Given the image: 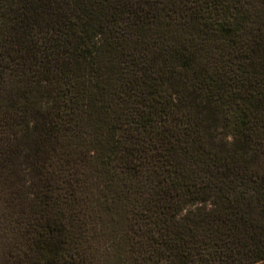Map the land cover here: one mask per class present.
<instances>
[{"label":"trees","instance_id":"16d2710c","mask_svg":"<svg viewBox=\"0 0 264 264\" xmlns=\"http://www.w3.org/2000/svg\"><path fill=\"white\" fill-rule=\"evenodd\" d=\"M60 1L52 4L49 0H28L17 8V17L29 33L37 32L34 45L39 50L58 45L49 36L61 28L58 23L71 34L72 105H77L80 112L84 109L80 118L89 131L79 142V157L93 170L88 182L99 196V207L98 170L104 174L102 219L99 224L72 233L59 227L21 235L0 233V264H264V158L253 150L249 131L252 113L264 108V89L255 97L253 92L259 84H248L247 101H252L246 104L235 92L213 100L211 93L204 94L205 70L199 66L209 54L175 45L170 54V77L150 88L151 93L159 90L162 94L157 112L142 117L140 125L154 127L155 122H162L152 133L168 156L177 152L185 157L194 154L206 164L217 166L216 158L221 154L227 157V165L212 185L191 184L188 175H180L172 185L182 190L174 193L162 209L118 210L108 203L110 185L123 148L121 125L134 117L113 113L110 107L115 96L112 80L118 68L127 69L130 59L114 51V32H123L128 19L145 21L151 15L129 4L71 0L72 7L66 8L65 0ZM200 1L204 11L199 8L195 15L201 17V34L210 37L215 51L233 45L236 32L249 15L230 10L220 0ZM172 7L164 12L168 18L174 14ZM232 61L259 76L264 86V50L251 48L234 55ZM48 76L43 75L41 81H48ZM232 85L221 81L216 88L231 89ZM122 90L120 93L126 97L130 90ZM61 106L42 91L37 95L36 107L17 122L25 133L51 132L45 126V110ZM42 147V141L36 143L30 155L44 154ZM207 147L215 154L209 156ZM153 149L159 159L161 151ZM25 158L17 183L25 165L36 189L40 172L29 165V153ZM142 166L143 162L138 161L130 168L136 173Z\"/></svg>","mask_w":264,"mask_h":264},{"label":"rangeland","instance_id":"374dc122","mask_svg":"<svg viewBox=\"0 0 264 264\" xmlns=\"http://www.w3.org/2000/svg\"><path fill=\"white\" fill-rule=\"evenodd\" d=\"M26 1L0 0L3 5L0 8V233L21 235L40 232L47 227L64 228L72 233L99 224L102 219L104 174L98 170L99 207V196L88 182L93 170L79 157V142L89 131L80 118L84 109L80 112L77 105H72L74 93L69 67L74 51L71 34L58 23L61 28L55 35L49 34L58 45L37 49L34 44L39 35L35 30L29 33L17 17V8ZM220 1L230 10L248 14L250 19L236 32L233 45L226 44L219 50L223 51L221 54L214 50L210 37L201 34V17L195 15L197 9H203L200 0H100L101 4H129L151 15L145 21L128 19L123 32H114L117 37L113 39L114 51L130 59L127 58V69L118 68L112 80L115 96L110 107L113 113H130L134 117L128 122L122 120L120 140L123 148L117 156L119 167L110 185L108 203L118 210L162 209L174 193L182 190L181 186L172 185L180 175H188L191 184L212 185L227 165V157L221 154L219 158L214 157L217 166L206 164L194 154L185 157L177 152L168 156L153 134L162 122H155L154 127L140 125L142 117L157 112L162 94L159 90L151 93L150 88L170 77V54L175 45L209 54L199 66L205 70L204 94L211 93V99L227 98L235 92L238 100L246 104L252 101H247L250 97L247 85L254 81L259 84L254 96L263 92L259 76L255 77L250 69L244 70L232 58L251 48L264 50V0ZM49 2L61 3L60 0ZM64 3L66 8L72 7L71 0ZM172 5L174 14L168 18L164 12ZM156 13L160 15L155 16ZM114 64L119 65L118 59ZM47 73L48 81L42 82V76ZM221 81L232 82L235 86L217 89ZM121 89L130 90L126 97L120 93ZM42 91L63 106L45 110V126L50 127L51 132L25 133L18 118L31 113ZM28 125L31 126L30 121ZM249 131L253 150L259 152L260 159L264 158L261 149L264 148V108L252 113ZM41 141L44 154L33 157L31 148ZM151 144L161 151L159 159L154 156ZM207 148L209 156L215 154ZM27 153L33 171L40 172L36 189H33V179L25 165L18 178L24 188L17 183ZM138 161H142L143 166L134 173L130 166Z\"/></svg>","mask_w":264,"mask_h":264}]
</instances>
